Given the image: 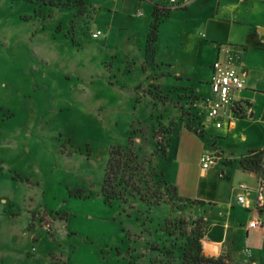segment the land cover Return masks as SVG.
I'll use <instances>...</instances> for the list:
<instances>
[{"label": "rangeland", "instance_id": "obj_1", "mask_svg": "<svg viewBox=\"0 0 264 264\" xmlns=\"http://www.w3.org/2000/svg\"><path fill=\"white\" fill-rule=\"evenodd\" d=\"M95 1L0 0L1 264H179L192 235L163 231L168 214L193 220L177 202L148 211L101 195L109 149L134 132L157 162L138 135L163 140L174 108L158 72L126 59L132 42L92 38ZM189 167L198 178L194 158Z\"/></svg>", "mask_w": 264, "mask_h": 264}, {"label": "crops", "instance_id": "obj_2", "mask_svg": "<svg viewBox=\"0 0 264 264\" xmlns=\"http://www.w3.org/2000/svg\"><path fill=\"white\" fill-rule=\"evenodd\" d=\"M95 3L91 16L95 30L103 32L106 42L118 36L132 42L127 48H136L138 54L127 52L126 59L134 68L141 64L143 72L148 68L158 72L152 82L168 99L164 108L169 104L174 108L168 118L167 156L159 168L178 196L190 202L189 216L201 220L202 254L224 264H264V210L255 211L259 175L247 165L250 155L254 160L264 158V0ZM156 11L160 22L152 60L147 61L143 50ZM225 48L243 74L244 88L234 96L233 120L216 128L204 99L210 94L212 64L224 58ZM206 151L220 158L203 169L201 156ZM193 158L200 166L198 178L189 167ZM240 183L249 187L243 204L237 202ZM256 215L262 225L249 229L247 224Z\"/></svg>", "mask_w": 264, "mask_h": 264}, {"label": "trees", "instance_id": "obj_3", "mask_svg": "<svg viewBox=\"0 0 264 264\" xmlns=\"http://www.w3.org/2000/svg\"><path fill=\"white\" fill-rule=\"evenodd\" d=\"M40 1L45 5L55 8H64L68 6H81L82 0H32ZM154 19L150 31L146 37V60L151 61L153 56V45L157 37V28L160 22V16L154 12ZM134 132H131V135ZM146 133V132H145ZM165 135L161 141L156 140V132H153L151 141L144 136L142 131L138 135L142 144H155V157L157 162L147 161V154L144 149L135 144L130 135L126 142L121 145L112 146L108 152V160L104 170V178L101 185V195L105 202L116 200L125 207L132 209L135 205H140L146 210L166 205L169 207L172 203L181 204L186 210L190 207L188 200H183L178 196L174 186L168 184L164 179L163 171L159 168V162L166 159L168 142L167 135L169 129L163 131ZM147 135V133H146ZM251 169L256 170L258 159H251L247 162ZM182 208H180L182 211ZM169 216V217H168ZM168 214L162 222L163 231L168 236L179 233L180 236H186L187 225L192 234L186 238V243L178 248L180 252L179 264H224L221 259L205 257L202 254L200 239L202 237L201 220H191L189 223L182 218H170Z\"/></svg>", "mask_w": 264, "mask_h": 264}, {"label": "built area", "instance_id": "obj_4", "mask_svg": "<svg viewBox=\"0 0 264 264\" xmlns=\"http://www.w3.org/2000/svg\"><path fill=\"white\" fill-rule=\"evenodd\" d=\"M174 2V0H171ZM102 35L100 30L92 33V38H98ZM224 58L217 59L212 64V73L210 80V94L204 99V104L207 109V115L213 122L216 128H221L224 121L233 120L231 108L234 104V96L237 92L244 88L243 74L237 70L234 57L231 55L229 48L224 49ZM255 155H250L248 160H251ZM220 158V155L213 151H206L201 156L203 169H208L215 164ZM253 171L259 175L257 183L255 211L258 213L264 210V158L258 159L257 169ZM240 193L237 195V202L245 203L246 192L249 187L240 183L238 185ZM262 225L259 217L254 216L247 224L249 229L259 228Z\"/></svg>", "mask_w": 264, "mask_h": 264}, {"label": "water", "instance_id": "obj_5", "mask_svg": "<svg viewBox=\"0 0 264 264\" xmlns=\"http://www.w3.org/2000/svg\"><path fill=\"white\" fill-rule=\"evenodd\" d=\"M213 146V145H212Z\"/></svg>", "mask_w": 264, "mask_h": 264}]
</instances>
